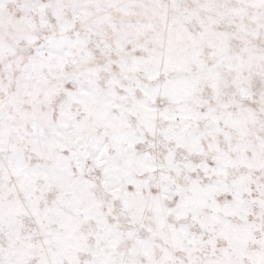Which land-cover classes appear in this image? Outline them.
Returning a JSON list of instances; mask_svg holds the SVG:
<instances>
[{"label": "snow or ice", "instance_id": "6c2138e0", "mask_svg": "<svg viewBox=\"0 0 264 264\" xmlns=\"http://www.w3.org/2000/svg\"><path fill=\"white\" fill-rule=\"evenodd\" d=\"M0 264H264V0H0Z\"/></svg>", "mask_w": 264, "mask_h": 264}]
</instances>
